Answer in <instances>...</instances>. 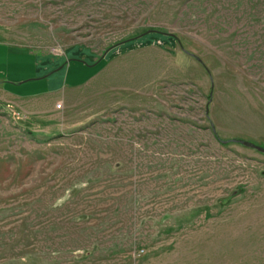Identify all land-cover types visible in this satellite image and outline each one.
<instances>
[{"label":"rangeland","instance_id":"374dc122","mask_svg":"<svg viewBox=\"0 0 264 264\" xmlns=\"http://www.w3.org/2000/svg\"><path fill=\"white\" fill-rule=\"evenodd\" d=\"M0 41L115 52L0 107V264H264V0H0Z\"/></svg>","mask_w":264,"mask_h":264},{"label":"crops","instance_id":"0c3cea01","mask_svg":"<svg viewBox=\"0 0 264 264\" xmlns=\"http://www.w3.org/2000/svg\"><path fill=\"white\" fill-rule=\"evenodd\" d=\"M72 49L69 47L65 49L64 54L52 58L49 54L40 55L23 46L0 41V50L7 54L5 60H0V107L37 108L28 102L40 99L47 102L54 97H60L65 99L66 107L72 108L74 101L69 94L87 85L97 75L99 65L108 61L115 53L114 50H108L102 55L100 62H92ZM25 51L30 56L22 53ZM26 58H33V66L28 68ZM30 81L37 82L26 84ZM45 108H48V111L53 108L51 101ZM26 115L25 112L22 115V121L25 123Z\"/></svg>","mask_w":264,"mask_h":264},{"label":"water","instance_id":"95a60500","mask_svg":"<svg viewBox=\"0 0 264 264\" xmlns=\"http://www.w3.org/2000/svg\"><path fill=\"white\" fill-rule=\"evenodd\" d=\"M151 31H154V30H151ZM258 149H260L262 152H264V148H258Z\"/></svg>","mask_w":264,"mask_h":264},{"label":"trees","instance_id":"16d2710c","mask_svg":"<svg viewBox=\"0 0 264 264\" xmlns=\"http://www.w3.org/2000/svg\"><path fill=\"white\" fill-rule=\"evenodd\" d=\"M154 31L162 32L161 30H154Z\"/></svg>","mask_w":264,"mask_h":264},{"label":"built area","instance_id":"2783aa9c","mask_svg":"<svg viewBox=\"0 0 264 264\" xmlns=\"http://www.w3.org/2000/svg\"><path fill=\"white\" fill-rule=\"evenodd\" d=\"M57 106L59 107V106H60V104L58 103V104H57Z\"/></svg>","mask_w":264,"mask_h":264}]
</instances>
